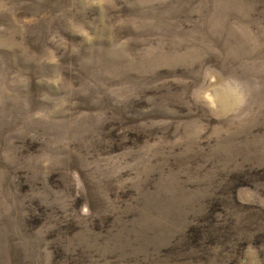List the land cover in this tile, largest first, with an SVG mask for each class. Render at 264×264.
Listing matches in <instances>:
<instances>
[{
	"label": "rangeland",
	"instance_id": "1",
	"mask_svg": "<svg viewBox=\"0 0 264 264\" xmlns=\"http://www.w3.org/2000/svg\"><path fill=\"white\" fill-rule=\"evenodd\" d=\"M0 264H264V0H0Z\"/></svg>",
	"mask_w": 264,
	"mask_h": 264
}]
</instances>
